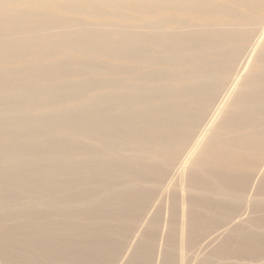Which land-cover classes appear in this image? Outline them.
I'll return each instance as SVG.
<instances>
[{"label": "bare ground", "instance_id": "obj_1", "mask_svg": "<svg viewBox=\"0 0 264 264\" xmlns=\"http://www.w3.org/2000/svg\"><path fill=\"white\" fill-rule=\"evenodd\" d=\"M263 246L264 0H0V264Z\"/></svg>", "mask_w": 264, "mask_h": 264}, {"label": "rangeland", "instance_id": "obj_2", "mask_svg": "<svg viewBox=\"0 0 264 264\" xmlns=\"http://www.w3.org/2000/svg\"><path fill=\"white\" fill-rule=\"evenodd\" d=\"M263 251H264V246H263ZM246 263H250V260L245 259L244 260ZM255 264H264V258H262L261 260L255 262Z\"/></svg>", "mask_w": 264, "mask_h": 264}]
</instances>
